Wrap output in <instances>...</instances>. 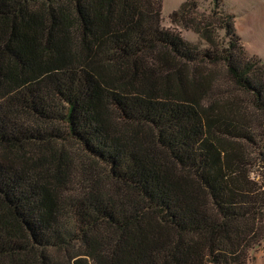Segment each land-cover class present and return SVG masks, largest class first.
<instances>
[{"label": "trees", "instance_id": "1", "mask_svg": "<svg viewBox=\"0 0 264 264\" xmlns=\"http://www.w3.org/2000/svg\"><path fill=\"white\" fill-rule=\"evenodd\" d=\"M162 1L0 0V264H249L263 246L264 154L252 177L255 133L204 69L264 114V59L220 0L209 45L200 0L169 17L201 41Z\"/></svg>", "mask_w": 264, "mask_h": 264}, {"label": "rangeland", "instance_id": "2", "mask_svg": "<svg viewBox=\"0 0 264 264\" xmlns=\"http://www.w3.org/2000/svg\"><path fill=\"white\" fill-rule=\"evenodd\" d=\"M186 0H163L162 1V24L165 28L179 32L184 38L191 41H201L200 37L193 31L183 25V23L173 22L169 15L172 11L179 8V6ZM212 0H200L199 8L189 18L193 20L190 24H200L207 34L204 40L211 38L213 42L218 41V33L214 26L218 25L219 17L211 13ZM222 2V9L224 11L233 13L235 17V26L239 34L243 38V47L246 55H257L264 59V0H220ZM213 24L212 27L210 25ZM206 29V30H205ZM208 39V40H209ZM209 45V43H207ZM222 65H207L204 73H213L220 70L219 75H215L212 79L209 77L210 96L216 99L217 104L221 105L223 110L228 114H234L239 118H246L247 123L255 133L256 143H242L246 159L249 164L246 166L248 171H252L254 175V167L259 163L261 155L264 154V114L255 110L250 103H248L241 92L232 89L233 84L228 82L225 77L221 76L223 73ZM212 100V99H211ZM226 103H225V102ZM80 157V151L74 150ZM249 264H264V244L254 253V259Z\"/></svg>", "mask_w": 264, "mask_h": 264}]
</instances>
